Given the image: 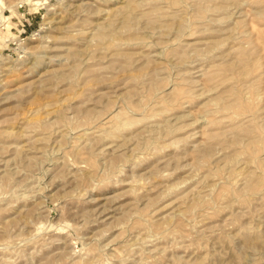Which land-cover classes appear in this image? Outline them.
<instances>
[{
    "label": "rangeland",
    "instance_id": "rangeland-1",
    "mask_svg": "<svg viewBox=\"0 0 264 264\" xmlns=\"http://www.w3.org/2000/svg\"><path fill=\"white\" fill-rule=\"evenodd\" d=\"M0 264H264V0H0Z\"/></svg>",
    "mask_w": 264,
    "mask_h": 264
},
{
    "label": "bare ground",
    "instance_id": "bare-ground-1",
    "mask_svg": "<svg viewBox=\"0 0 264 264\" xmlns=\"http://www.w3.org/2000/svg\"><path fill=\"white\" fill-rule=\"evenodd\" d=\"M34 65V64H33Z\"/></svg>",
    "mask_w": 264,
    "mask_h": 264
}]
</instances>
